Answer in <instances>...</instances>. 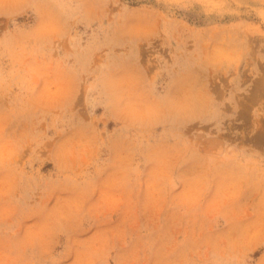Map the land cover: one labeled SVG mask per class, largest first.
<instances>
[{
    "label": "rangeland",
    "instance_id": "rangeland-1",
    "mask_svg": "<svg viewBox=\"0 0 264 264\" xmlns=\"http://www.w3.org/2000/svg\"><path fill=\"white\" fill-rule=\"evenodd\" d=\"M0 264H264V0H0Z\"/></svg>",
    "mask_w": 264,
    "mask_h": 264
}]
</instances>
